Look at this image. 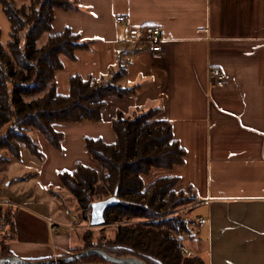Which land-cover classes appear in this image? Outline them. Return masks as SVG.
Masks as SVG:
<instances>
[{
	"label": "crops",
	"instance_id": "1",
	"mask_svg": "<svg viewBox=\"0 0 264 264\" xmlns=\"http://www.w3.org/2000/svg\"><path fill=\"white\" fill-rule=\"evenodd\" d=\"M77 3L75 10H55L53 32L70 28L91 44L79 49L75 59L63 57L64 67L56 74L58 92L69 93L71 76L99 78L120 66L119 83L131 91L122 98L110 96L99 122L56 125L64 132L61 150L40 135L45 161L30 172L31 179L38 177L50 193L54 187L64 189L61 171H72L78 162L98 168L86 138L113 143L112 123L119 110L133 115L158 109L157 118L172 122L187 154L183 164L155 169L144 181L149 185L175 176L177 189L195 190L199 237L188 242L190 252L206 264H264V0ZM117 15L127 22L117 23ZM148 24L164 27L159 53L128 37L129 26ZM212 68L225 72L224 84H212ZM2 183L12 186L9 180ZM7 210L13 212L14 237L3 240L9 230ZM200 217L206 219L202 227ZM50 221L59 225L57 232ZM74 229L73 222L47 217L0 192V252L2 244L13 255L35 260L71 252L83 246L72 237Z\"/></svg>",
	"mask_w": 264,
	"mask_h": 264
},
{
	"label": "trees",
	"instance_id": "2",
	"mask_svg": "<svg viewBox=\"0 0 264 264\" xmlns=\"http://www.w3.org/2000/svg\"><path fill=\"white\" fill-rule=\"evenodd\" d=\"M11 25L10 41L2 43L0 28V152L21 158V144L39 158L44 154L33 134H40L61 150L64 132L58 124L99 122L110 96L130 93L119 83L124 68L111 69L99 78L71 76L69 93L60 94L56 74L64 67L63 57L76 58L91 41L70 28L53 32L55 10L78 8L77 0H0ZM48 34L44 42H40ZM158 109L126 115L119 110L113 119V143L86 138V148L98 168L78 162L72 171H61L62 187L77 202L82 215H91L93 204L116 195L120 200L105 211L103 225L116 224L114 237H99L87 231L83 246L71 252L102 247L118 256H136L148 264H206L198 253L185 254L182 246L195 240L196 221L181 209L195 202V190L177 189L179 178L159 177L147 185L144 177L153 170L173 169L185 161L186 149L173 132L172 122L157 118ZM0 155V162L10 161ZM52 193L56 191L52 190ZM191 194H193L191 196ZM8 227L3 240L13 238V212L4 216ZM5 233V232H4ZM188 239V240H187ZM0 259L11 255L1 245ZM85 263L106 262L98 256ZM79 263V262H77Z\"/></svg>",
	"mask_w": 264,
	"mask_h": 264
},
{
	"label": "rangeland",
	"instance_id": "3",
	"mask_svg": "<svg viewBox=\"0 0 264 264\" xmlns=\"http://www.w3.org/2000/svg\"><path fill=\"white\" fill-rule=\"evenodd\" d=\"M16 2L19 6L28 3L29 0H16ZM0 28L2 32L1 40L6 46L10 41L11 25L1 3ZM47 36L48 34H44L40 42H44ZM33 136L39 142L40 148L43 151L42 142L39 140L40 134H33ZM0 155L8 156L12 160L11 162H0V192L2 191L5 193V196L8 197V199H20L23 203L28 204V207L47 217L62 220L66 223L73 222L75 229L72 233L70 231V233L75 240L80 238V244H83L82 237L89 230L94 233L95 240L99 239L101 236H105L107 239L114 237L116 224H105L93 227L90 223V219L86 217V214L85 217L82 215L77 206V202L67 190L54 187L52 190L56 191V193H50V187H44L41 182L38 181V177L36 179V176H34L31 179V173L36 172L37 169L42 167L45 157L41 159L34 155L25 144H21V158L19 160L12 158L11 155L3 150L0 152ZM1 180L2 182L9 180L12 186L6 187ZM192 195L193 194H191V196ZM194 201L195 202L189 206L181 209L182 212H185L186 218L191 220H195L197 215H199V207L195 208L196 200ZM63 230L66 231V229ZM194 234L195 238L199 237L198 229Z\"/></svg>",
	"mask_w": 264,
	"mask_h": 264
},
{
	"label": "water",
	"instance_id": "4",
	"mask_svg": "<svg viewBox=\"0 0 264 264\" xmlns=\"http://www.w3.org/2000/svg\"><path fill=\"white\" fill-rule=\"evenodd\" d=\"M119 201L118 197L114 195L105 200L95 202L91 213V225L93 227L103 225L106 209L117 204ZM92 256H98L104 261L114 264H148L136 256H118L102 247H92L79 252H67L42 260L29 259L11 254L2 257L0 264H67L81 262L83 259Z\"/></svg>",
	"mask_w": 264,
	"mask_h": 264
},
{
	"label": "built area",
	"instance_id": "5",
	"mask_svg": "<svg viewBox=\"0 0 264 264\" xmlns=\"http://www.w3.org/2000/svg\"><path fill=\"white\" fill-rule=\"evenodd\" d=\"M117 23H126L127 18L124 15H117L115 18ZM164 27L158 24H148V25H135L128 27V37L131 41H138L143 43V45L153 53H159L162 50V40L164 35ZM210 81L213 85L219 86L224 84L227 79L225 72H223L219 68H212L209 72ZM86 217L91 220V215L89 213L86 214ZM75 218V217H74ZM206 223L205 218H198L197 224L199 227L204 226ZM50 229L53 232H57L59 229V225L55 222H49ZM185 254H188L190 250L186 246L181 247ZM67 264H88L85 262L79 263H67Z\"/></svg>",
	"mask_w": 264,
	"mask_h": 264
}]
</instances>
